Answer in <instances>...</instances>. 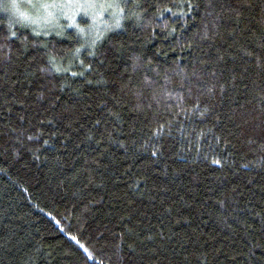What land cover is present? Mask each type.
Masks as SVG:
<instances>
[{
  "label": "trees",
  "instance_id": "16d2710c",
  "mask_svg": "<svg viewBox=\"0 0 264 264\" xmlns=\"http://www.w3.org/2000/svg\"><path fill=\"white\" fill-rule=\"evenodd\" d=\"M0 264H264V0H0Z\"/></svg>",
  "mask_w": 264,
  "mask_h": 264
}]
</instances>
